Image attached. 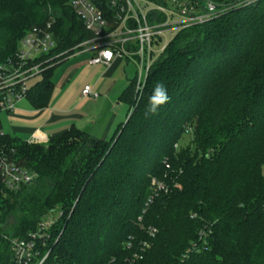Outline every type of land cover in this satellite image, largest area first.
Returning a JSON list of instances; mask_svg holds the SVG:
<instances>
[{
	"label": "trees",
	"instance_id": "1",
	"mask_svg": "<svg viewBox=\"0 0 264 264\" xmlns=\"http://www.w3.org/2000/svg\"><path fill=\"white\" fill-rule=\"evenodd\" d=\"M212 1L230 10L178 33L142 94L129 82L127 119L110 140L76 127L46 144L0 134L9 158L36 175L1 197L0 233L25 237L58 213L44 264H264V0ZM71 2L0 0V65L28 31L53 27L57 47L27 95L36 110L91 37ZM157 82L170 101L145 118ZM0 264H11L6 242Z\"/></svg>",
	"mask_w": 264,
	"mask_h": 264
},
{
	"label": "built area",
	"instance_id": "2",
	"mask_svg": "<svg viewBox=\"0 0 264 264\" xmlns=\"http://www.w3.org/2000/svg\"><path fill=\"white\" fill-rule=\"evenodd\" d=\"M256 1L234 0L233 6ZM71 9L91 35L90 39L74 48L73 55L90 53L91 65L111 66L114 61L135 64L140 70L135 79V91L139 94V85L144 87L153 65L170 42L160 48L166 34L174 33L176 36L206 24L230 7L212 0H72ZM52 28V24L48 23L45 27L28 31L20 41L15 57L0 65V113L11 114L18 103L27 100L31 87L28 83L39 78L42 72L44 63L39 59L51 54L57 47ZM105 52L111 53V56H105ZM82 96L95 100L99 94L94 93L91 86H86ZM0 134H3L2 130ZM48 140L38 131L28 143L43 144ZM35 179V174L13 162L0 146V199L8 192L19 191L24 184ZM153 185L157 189L163 188L156 181ZM53 220V216L48 217L38 231L22 238L0 233V243L9 245L11 264H44L48 255L42 258L40 247L46 246L47 230ZM154 232L152 230V234Z\"/></svg>",
	"mask_w": 264,
	"mask_h": 264
},
{
	"label": "crops",
	"instance_id": "3",
	"mask_svg": "<svg viewBox=\"0 0 264 264\" xmlns=\"http://www.w3.org/2000/svg\"><path fill=\"white\" fill-rule=\"evenodd\" d=\"M91 56L90 53L72 55L60 64L58 68H69L68 80H60L56 84L54 82V91L46 108L36 110L26 100L31 108L21 109L19 106L24 100L18 103L16 110L6 116L16 124L13 131L29 135L28 141L38 131L51 138L76 127L98 138L107 139L117 124L115 106L118 104H115V93L120 94L119 101H122L121 94L126 84H129L119 72L122 66L130 63L114 61L111 66L91 65ZM80 76L83 81L76 84ZM86 86H91L92 91L99 94L98 99L82 96Z\"/></svg>",
	"mask_w": 264,
	"mask_h": 264
},
{
	"label": "rangeland",
	"instance_id": "4",
	"mask_svg": "<svg viewBox=\"0 0 264 264\" xmlns=\"http://www.w3.org/2000/svg\"><path fill=\"white\" fill-rule=\"evenodd\" d=\"M233 2H234V0H233ZM174 37H175L174 33L166 34V40H163L164 42L160 46V48H162L166 42L171 41ZM68 70H69L68 67H61V68L56 69L54 76H53V81L55 82V84H56V82H59L60 80H62L64 82H66L68 80V76H67ZM119 73H122V76L124 77L125 82L128 83V82L133 81L137 78V75H139L140 70L135 64H129L128 66H125V65L122 66ZM126 78L128 79V81H126ZM70 79L71 78L69 77V80ZM82 79H83L82 76L78 77L76 80V84H80L83 81ZM38 80H39V78H35V79L31 80L28 83V85L29 86L34 85ZM73 82L75 83L74 80H73ZM126 86H127V84H126ZM116 94L117 93H115V96H116L115 104H118L115 106L117 109V124L114 127L112 133L107 137V140H110L112 138V136L114 135L115 131L117 130V128L120 124L125 123V121L127 119L128 112H129V105L127 103H125L124 101H119L120 94L119 95L118 94L116 95ZM19 107L21 109H30L31 108V106H29V104L26 100H24V102ZM7 115H11V114L0 113V121H1L3 133L9 134L12 137H19L21 139L27 140L29 138L28 137L29 135L17 134L13 131V128L16 126V124L14 123L12 118L6 117ZM46 143H43V144H46ZM190 143H191V138L186 136L184 138V141H183V146L189 145ZM56 214H58V213H56ZM56 214H54L52 216H55Z\"/></svg>",
	"mask_w": 264,
	"mask_h": 264
},
{
	"label": "clouds",
	"instance_id": "5",
	"mask_svg": "<svg viewBox=\"0 0 264 264\" xmlns=\"http://www.w3.org/2000/svg\"><path fill=\"white\" fill-rule=\"evenodd\" d=\"M138 92H140L142 94L143 84L139 85ZM169 101H170V97L168 95L167 88H166L165 84L163 82H157L154 85L152 92L148 98V104L146 107L145 118H148L152 115L158 114L159 109L162 106H164L165 104H167Z\"/></svg>",
	"mask_w": 264,
	"mask_h": 264
},
{
	"label": "snow or ice",
	"instance_id": "6",
	"mask_svg": "<svg viewBox=\"0 0 264 264\" xmlns=\"http://www.w3.org/2000/svg\"><path fill=\"white\" fill-rule=\"evenodd\" d=\"M104 54H105L106 56H109V57L111 56V53H108V52H105Z\"/></svg>",
	"mask_w": 264,
	"mask_h": 264
}]
</instances>
